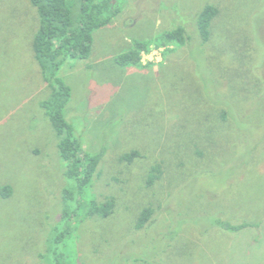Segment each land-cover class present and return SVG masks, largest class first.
<instances>
[{
	"label": "rangeland",
	"instance_id": "rangeland-1",
	"mask_svg": "<svg viewBox=\"0 0 264 264\" xmlns=\"http://www.w3.org/2000/svg\"><path fill=\"white\" fill-rule=\"evenodd\" d=\"M208 2L221 12L203 43L197 18ZM122 7L95 30L91 55L59 71L72 87L65 114L83 148L106 149L87 196L115 197L116 208L107 218L78 212L55 229L76 203L64 199L71 184L41 106L51 89L33 50L40 19L31 0H0V189L13 188L8 198L0 193V264H50L57 251L71 264H264V227L258 246L257 232L251 239L214 223L217 214L264 220V90L255 80L264 76V0ZM178 25L192 36L184 46L144 52L150 66L118 63L136 41ZM132 149L141 157L122 161ZM156 161L164 177L150 187ZM147 206L154 216L138 229Z\"/></svg>",
	"mask_w": 264,
	"mask_h": 264
},
{
	"label": "trees",
	"instance_id": "trees-1",
	"mask_svg": "<svg viewBox=\"0 0 264 264\" xmlns=\"http://www.w3.org/2000/svg\"><path fill=\"white\" fill-rule=\"evenodd\" d=\"M31 2L37 8L40 19L39 29L33 41V50L44 78L51 89L50 96L41 103V106L59 139L57 145L66 168L65 175L71 184V187L64 191V199L66 202L76 203L75 209L64 210L60 222L54 227L70 222V219L74 218L78 212L81 216L85 212L87 217L107 218L114 213L117 199L110 197L105 202L97 203L93 197L87 196L95 176L99 172L106 149L92 153L83 148V143L76 135L74 125L68 121L65 114V109L72 97V87L59 76V71L69 59H85L91 55L95 30L111 24L123 12L122 5L124 3L126 5V0H31ZM220 12V8L211 2L206 3L201 9L197 18V27L203 43H207L213 38L212 23ZM191 37L184 25H178L174 29L159 33L152 39L136 41L128 52L117 57V61L124 66H150L154 63L143 64L142 54L144 52L149 53L154 47H165L166 54L174 51L172 45L184 46L189 39L191 40ZM255 73V80L259 81V86L264 90V76ZM228 114L229 112L226 110L221 120H228ZM141 155L139 149H132L125 152L121 156V160L132 164ZM163 177V164L161 161H156L151 166L147 177L148 186H153ZM0 193L4 198H8L13 193V188L9 184L2 186ZM154 213L153 207H145L139 215L137 228L146 227ZM214 223L233 233L250 231L251 239L253 232H257L259 237L255 234L254 241L258 246L262 244L261 229L264 227V220L239 222L217 214ZM70 229H65L62 233L63 238L70 234ZM51 240L52 243L55 241L58 243L59 239L56 233L53 234ZM61 253L53 252L52 259L54 260L52 261L49 256L47 261H50V264H71L64 260Z\"/></svg>",
	"mask_w": 264,
	"mask_h": 264
}]
</instances>
